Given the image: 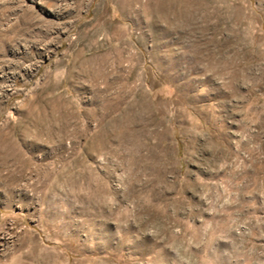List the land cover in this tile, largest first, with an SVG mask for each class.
I'll return each instance as SVG.
<instances>
[{"label":"rangeland","instance_id":"obj_1","mask_svg":"<svg viewBox=\"0 0 264 264\" xmlns=\"http://www.w3.org/2000/svg\"><path fill=\"white\" fill-rule=\"evenodd\" d=\"M0 264H264V0H0Z\"/></svg>","mask_w":264,"mask_h":264}]
</instances>
